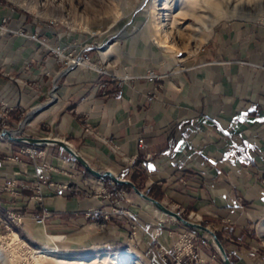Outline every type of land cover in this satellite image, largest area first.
Here are the masks:
<instances>
[{
    "label": "crops",
    "instance_id": "obj_1",
    "mask_svg": "<svg viewBox=\"0 0 264 264\" xmlns=\"http://www.w3.org/2000/svg\"><path fill=\"white\" fill-rule=\"evenodd\" d=\"M71 44L0 6L2 124L17 138L66 143L93 170L209 229L232 264H264V23L221 22L181 58L98 52L95 68L66 66L53 51L83 55ZM26 146L44 151L53 170L21 154ZM11 181L21 195L0 193V233L17 208L23 219L11 227L35 249L54 245L63 256L84 257L123 254L133 244L147 264H172L160 246L171 249L181 233H205L162 224L157 213L167 215L131 187L93 176L58 146L0 139V188ZM39 184L41 201L33 193ZM202 253L224 264L211 243Z\"/></svg>",
    "mask_w": 264,
    "mask_h": 264
},
{
    "label": "rangeland",
    "instance_id": "obj_2",
    "mask_svg": "<svg viewBox=\"0 0 264 264\" xmlns=\"http://www.w3.org/2000/svg\"><path fill=\"white\" fill-rule=\"evenodd\" d=\"M207 3L216 4L215 9L208 8ZM0 6L10 7L40 25L55 29L58 34L67 38L71 45L76 43L79 49L83 50L81 56L73 53L66 55L64 49L60 47L51 48L59 57L65 58L66 66L71 67L95 68L97 65L90 61L91 54L98 57V52L106 59L121 51H130L139 55L164 54L179 58L186 57L195 53L206 42L211 29L221 22L249 20L264 23V0H0ZM31 38L40 42L37 35H31ZM160 44L164 46L163 49ZM108 49V53L103 55L104 50ZM4 119L6 118L0 119V136L7 131L15 137L18 133L7 129L2 124ZM26 148L34 147L26 146L21 150V154L53 170L46 160L44 151L35 148L38 152H43L44 156L32 158L26 152ZM12 161L18 162L20 157H14ZM40 177L44 179L43 176ZM12 182L18 184L16 191L9 192L2 187L0 193L17 198L21 195L19 190L21 186L18 181L10 183ZM123 189L128 194L134 195L131 188ZM33 193L35 200H42L40 184L33 189ZM134 197L157 211L149 202L138 196ZM20 213L17 208H12L7 213L6 221L2 223L4 231L0 233V264H147L133 250V244L129 246L132 250L123 254L97 253L84 257L63 256L54 245L35 249L20 238L11 227V224L19 225L22 222L23 217ZM111 213L118 215L121 211L115 209ZM157 217L161 219L162 224L168 223L165 219L180 224L175 218L165 217L160 213H157ZM44 218L37 215L35 221L37 224H43ZM185 235H194L195 251L209 264H212V260L202 253V248L207 247L209 243L216 248L222 259L210 234L205 232L204 236H200L195 232H185L179 235L171 249L160 246L161 255L165 260L171 259L172 264H178V246ZM158 237L159 235L157 239ZM183 263L194 264L193 261L186 259Z\"/></svg>",
    "mask_w": 264,
    "mask_h": 264
},
{
    "label": "water",
    "instance_id": "obj_3",
    "mask_svg": "<svg viewBox=\"0 0 264 264\" xmlns=\"http://www.w3.org/2000/svg\"><path fill=\"white\" fill-rule=\"evenodd\" d=\"M9 138L12 141H16V142H20L26 145H33V146H58L61 147L63 150H65L67 153H69L77 162H79L88 172H90L93 176L99 177V178H110L112 181H114L116 184L120 185V186H129L133 189V191L143 200L153 204L159 211H161L162 213H164L165 215L175 218L176 220L180 221L183 225L190 227V228H195V229H199L201 231L207 232L208 234H210L213 239L214 242L216 244V246L218 247L221 255H222V259H223V263L224 264H232L227 252L225 251L223 245L221 244V242L219 241V239L217 238V236L210 231L209 229L200 226V225H195L192 224L184 219H182L179 215L173 213L172 211H170L169 209L165 208L163 205H161L159 202L147 197L146 195H144L143 193H141L136 187L135 185H133L131 182H126V181H121L116 179L111 173H99L95 170H93L88 164L87 162L75 151L73 150L69 145H67L66 143L59 141V140H51V139H28V138H17L11 135V133L5 131L0 138Z\"/></svg>",
    "mask_w": 264,
    "mask_h": 264
},
{
    "label": "built area",
    "instance_id": "obj_4",
    "mask_svg": "<svg viewBox=\"0 0 264 264\" xmlns=\"http://www.w3.org/2000/svg\"><path fill=\"white\" fill-rule=\"evenodd\" d=\"M5 116L6 115L3 114L2 116H0V119L5 118ZM26 152L32 158H41L44 156L43 152H38L37 150H35V148H26ZM3 187L6 191L14 192L18 189V184L16 182H12L9 184H5ZM12 194L16 195V193H12ZM11 216H14V215H11ZM18 220L20 221V219ZM39 223H42V221H39ZM194 238H195L194 235H185L184 237H182L183 240L178 246V250H179V256L177 257L178 264H184L185 263V261L183 263L184 259L191 260L194 262V264H209L207 261L203 260L199 256V254H197V252L195 251L194 245H193ZM203 244H205V241H203Z\"/></svg>",
    "mask_w": 264,
    "mask_h": 264
},
{
    "label": "bare ground",
    "instance_id": "obj_5",
    "mask_svg": "<svg viewBox=\"0 0 264 264\" xmlns=\"http://www.w3.org/2000/svg\"><path fill=\"white\" fill-rule=\"evenodd\" d=\"M207 6H208V8H210V9H215V7H216V4H213V3H207ZM162 46V44H160V47ZM164 48V46H162L161 47V49H163ZM73 263V262H72ZM80 264V263H79Z\"/></svg>",
    "mask_w": 264,
    "mask_h": 264
}]
</instances>
